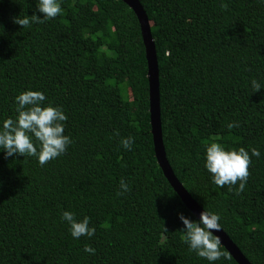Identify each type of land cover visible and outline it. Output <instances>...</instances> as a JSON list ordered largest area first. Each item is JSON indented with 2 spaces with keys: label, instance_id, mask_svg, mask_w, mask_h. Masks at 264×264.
<instances>
[{
  "label": "trees",
  "instance_id": "trees-1",
  "mask_svg": "<svg viewBox=\"0 0 264 264\" xmlns=\"http://www.w3.org/2000/svg\"><path fill=\"white\" fill-rule=\"evenodd\" d=\"M138 1L156 52L168 164L202 210L219 214L221 230L248 262L264 264V89L250 86L253 78L264 85V3ZM61 8L21 28L14 17H42L35 0H0V121L15 117L16 95L39 90L46 105L63 110L72 141L43 166L0 153V264H209L188 250L178 213L196 218L154 155L134 13L119 0H61ZM230 121L239 127L228 129ZM128 136L131 149L120 144ZM211 142L249 151L239 195L204 169ZM121 178L130 190L117 196ZM62 210L88 216L94 236L72 238ZM85 244L95 253L83 252ZM220 250L213 264H237Z\"/></svg>",
  "mask_w": 264,
  "mask_h": 264
},
{
  "label": "clouds",
  "instance_id": "clouds-1",
  "mask_svg": "<svg viewBox=\"0 0 264 264\" xmlns=\"http://www.w3.org/2000/svg\"><path fill=\"white\" fill-rule=\"evenodd\" d=\"M264 3V0H260ZM36 12L42 14L38 17L35 12L29 15H18L12 19V23L21 28H29L33 24H43L55 18L62 12L61 0H35ZM0 35H3L0 26ZM251 89L254 92L264 89L257 79L250 80ZM45 95L39 90H25L14 97L15 117H8L0 121V153L4 158L19 155L35 157L43 166L49 160H53L65 153L67 146L72 143L70 137L64 134V121L67 117L59 106L44 103ZM226 127L232 129L239 127L238 121H230ZM119 135V133H115ZM134 138L132 136L121 138L120 144L125 149H131ZM251 156L260 157L257 149H250ZM251 157L244 147L238 149L226 148L225 145L211 142L205 146L203 167L210 174L211 181L218 187L229 186L228 191L239 195L244 191L249 176ZM232 186H235L233 188ZM129 184L121 178L117 196L129 191ZM60 218L68 225V231L72 238L81 236L93 237L95 228L90 226L88 216L77 219L75 213L62 210ZM178 219L182 223L179 231L183 232V240L188 250L198 257L213 264L223 255L220 250V238L214 235V231H220V216L218 213L203 210L196 220H192L178 213ZM83 252L94 254L95 249L88 244L83 247Z\"/></svg>",
  "mask_w": 264,
  "mask_h": 264
},
{
  "label": "water",
  "instance_id": "water-1",
  "mask_svg": "<svg viewBox=\"0 0 264 264\" xmlns=\"http://www.w3.org/2000/svg\"><path fill=\"white\" fill-rule=\"evenodd\" d=\"M124 3L134 13L141 34V39L145 52V59L147 64V82H148V102H149V118H150V132L152 135V142L154 147V155L163 176L177 193L181 202L194 215L196 219L202 209L190 197L184 187L178 182L174 176L168 161L165 156L164 146L162 143L160 112H159V81L158 68L154 42L150 32V22L138 0H119ZM214 235L219 236L220 245L228 252L232 259L237 264H250L248 260L242 255L238 248L231 242L226 234L220 231H214Z\"/></svg>",
  "mask_w": 264,
  "mask_h": 264
}]
</instances>
